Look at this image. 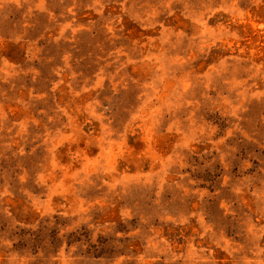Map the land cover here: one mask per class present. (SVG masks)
<instances>
[{
  "label": "rangeland",
  "instance_id": "1",
  "mask_svg": "<svg viewBox=\"0 0 264 264\" xmlns=\"http://www.w3.org/2000/svg\"><path fill=\"white\" fill-rule=\"evenodd\" d=\"M0 264H264V0H0Z\"/></svg>",
  "mask_w": 264,
  "mask_h": 264
}]
</instances>
